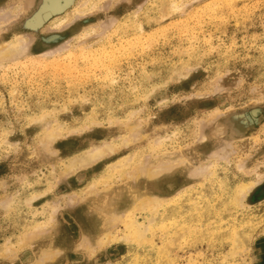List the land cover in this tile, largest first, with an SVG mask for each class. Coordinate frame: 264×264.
Listing matches in <instances>:
<instances>
[{"label": "rangeland", "instance_id": "374dc122", "mask_svg": "<svg viewBox=\"0 0 264 264\" xmlns=\"http://www.w3.org/2000/svg\"><path fill=\"white\" fill-rule=\"evenodd\" d=\"M5 46L0 264H264V0H0ZM133 206L141 246L118 240Z\"/></svg>", "mask_w": 264, "mask_h": 264}, {"label": "bare ground", "instance_id": "6f19581e", "mask_svg": "<svg viewBox=\"0 0 264 264\" xmlns=\"http://www.w3.org/2000/svg\"><path fill=\"white\" fill-rule=\"evenodd\" d=\"M18 40L20 41V38L18 37V39H17V41L15 42V43H17L18 42ZM14 43V44H15ZM18 43H20V42H18ZM10 44V43H9ZM13 44V43H12ZM12 44H10L11 46H12ZM13 44V46L14 47H17L18 45H14ZM9 46V45H8ZM6 47L7 46H5V48H3L2 49V51H0V57H2V55L3 56H8V57H10L9 56V54L11 53V52H13L14 51V49H15V53L16 54H20L21 53V50H19L20 52H18L17 50H18V48H13V47H11L12 49L10 50L9 49V47H8V50L6 49ZM6 49V50H5ZM17 49V50H16ZM0 50H1V48H0ZM14 52L13 53H11V54H14ZM54 53V52H53ZM23 54H25L24 53V51H22V55ZM21 55V56H22ZM49 55V54H48ZM52 55V54H51ZM20 57V56H19ZM18 58V57H17ZM98 58L99 57H95V59L96 60H98ZM9 60H10V58H8ZM13 59V58H12ZM92 59V58H91ZM94 58L92 59V60H95ZM1 60V59H0ZM4 60H6V58L4 59ZM95 60V63L97 62ZM1 61H3V60H1ZM8 61V60H7ZM100 61V60H99ZM96 64H98V63H96ZM92 65H93V63H92ZM54 128H56V127H54ZM57 129V128H56ZM46 130V129H45ZM44 130V131H45ZM54 129H52L51 131H53ZM55 131V130H54ZM46 132H47V130H46ZM50 132V131H49ZM48 133V132H47ZM52 134L53 133H51V134H48V135H51L52 136ZM48 135L46 134V137L45 138H47L48 137ZM43 138V137H42ZM51 137H49V138H47L46 140H49ZM45 140V141H46ZM49 141H52V139H50ZM46 142H48V141H46ZM49 144L51 143V142H48ZM109 146H105V148L107 147V150L108 151H112L113 150V147H111V144H109V142H106ZM101 146V148L98 146V147H96V148H94V147H92V148H94V149H91L90 147V151H89V149H88V151L89 152H87V153H90L89 155H83L84 157L82 158V160H79L80 161V163L78 162V161H75V159L74 160H72L71 161V166L69 165V169H72V168H70V167H73V169H74V166H75V163L74 162H76V163H79V166H80V164L81 165H84V163H85V166H86V164H89L90 162H92L94 159H97L98 157L100 158L102 155H104L105 153L103 152L104 151V146L102 147V145H100ZM106 151V150H105ZM138 151V150H137ZM85 153H86V151H85ZM104 153V154H103ZM135 153V152H134ZM137 153L136 154H133V155H129L128 154V156L126 157H122V158H119V159H117L116 161H114L113 163H111V164H109L108 165V169L105 171V173H106V175H105V178H104V176L103 175H101V177H99L98 179L100 180L101 178H102V176H103V178L105 179V180H108L109 178L111 179V177H112V175H114V174H117V175H120L121 176V174L124 176H126V173H129L128 172V169L130 168V166H132V164H133V162H134V160H135V158L137 157ZM69 158V157H68ZM67 159V158H66ZM82 161V162H81ZM73 163V164H72ZM66 166V165H65ZM67 167V166H66ZM81 167V166H80ZM68 168L66 169L65 168V172H66V170H68ZM76 168H77V166H76ZM79 168V167H78ZM150 169V168H149ZM153 169V168H152ZM151 169V170H152ZM155 169H153V171H154ZM74 171V170H73ZM126 171V172H125ZM70 173L72 172V170H70L69 171ZM212 174L214 173V172H211ZM210 173V174H211ZM207 174H209V172L207 173ZM110 176V177H109ZM106 177H109L108 179L106 178ZM118 177V176H117ZM103 178H102V180H103ZM145 179H146V177H144ZM97 179V180H98ZM109 179V180H110ZM116 179V178H115ZM96 180V181H97ZM101 180V181H102ZM95 182V181H94ZM93 182V184H95ZM149 182V181H148ZM97 183V182H96ZM106 183V182H105ZM92 183H90V189H91V187H92V185H93ZM251 183L249 182V183H244V182H242V183H240V184H238V185H235V187H232V191L233 192H235L236 190L239 192V191H244L246 188H248V186L250 185ZM95 186V185H94ZM90 189L88 190V191H90ZM84 191H86V190H84ZM146 195V194H145ZM141 199H142V201H141V204L143 203V202H147V200H148V202L149 203H151V201H156V200H158L159 201V199H154V198H151V196H148V195H146V196H142L141 197ZM228 199V198H227ZM30 200V199H29ZM228 202H230V204L233 206V205H240L241 203H242V201H240V199L236 196V194L235 195H233L232 194V196H230L229 197V201ZM227 202V203H228ZM155 203V202H154ZM240 203V204H239ZM197 206H200L199 204L197 205ZM227 206V205H226ZM225 206V207H226ZM236 206V207H237ZM238 208V207H237ZM134 209H137L136 207H131L130 209H127L126 211H125V214H126V216L128 217V219H127V221L125 222V227H124V229H123V235L121 236V237H119L118 238V240L119 239H122L123 238V240L124 241H128V242H134V243H137V246H141V245H143L145 242L147 243L149 240V238L147 239L146 237V235H147V233L148 232H150V236H152V232L151 231H149V224H151V223H153V218H151L152 216H149L150 218L148 219V217L146 218V221H147V219H148V223H140V222H138L137 220H134L133 218H131L130 217V215L131 214H134V212H133V210ZM140 209V208H139ZM194 209H196V208H194ZM53 210V209H52ZM203 210V209H202ZM230 210V209H229ZM229 210H227L228 211V213H229ZM136 211V210H135ZM141 211H142V209H141ZM144 211V210H143ZM153 211V210H152ZM196 211V210H195ZM194 211V212H195ZM226 211V212H227ZM131 212H133V213H131ZM151 212V211H150ZM52 213V212H51ZM52 216V215H51ZM251 216V215H250ZM50 217V216H49ZM116 218L117 220H119V222L123 219V215H121V216H112V218ZM154 217V216H153ZM201 219V218H200ZM113 220V219H112ZM234 221V220H233ZM113 222V221H112ZM253 224H254V221H252V220H250L248 217L246 218H244V219H242V218H240V219H237L236 221H234L233 223H231V224H228V225H225L223 228H220V229H218V230H227V232H228V237H226V240H227V242L230 244V251H229V254H227L223 259L221 258V262L225 259H227V257H229L230 259H232V258H234L238 253H239V251H242V249H243V247H244V243H245V241H246V239L248 240V238L247 237H249L248 235H249V233L253 230ZM205 225V224H204ZM216 225V224H215ZM217 225H219V224H217ZM256 225V224H255ZM151 228V227H150ZM219 228V227H218ZM240 231H242V232H240ZM154 233V232H153ZM227 234V233H226ZM27 235V234H26ZM112 236H115V233H110V232H107V233H105V238L104 237H102V239H101V243L103 244V245H105L106 243H107V239L108 238H111ZM24 238V237H23ZM22 238V239H23ZM28 238V237H27ZM150 238H152V237H150ZM25 239V238H24ZM106 242V243H105ZM101 245V244H100ZM166 247H169V246H166ZM166 249V248H165ZM168 249V248H167ZM93 251H91V253H92ZM227 252V251H226ZM243 252V251H242ZM88 253H89V251H88ZM166 253V252H165ZM228 253V252H227ZM167 254V253H166ZM163 255V254H162ZM165 256V255H164ZM223 257V256H222ZM164 258V257H163ZM136 259V258H135ZM166 259V258H165ZM163 259H161V261H162ZM158 262V261H157ZM156 262V263H157ZM164 263V262H163ZM163 263H161L160 262V264H163ZM231 264H234L233 262H230ZM236 263V262H235ZM237 264V263H236Z\"/></svg>", "mask_w": 264, "mask_h": 264}]
</instances>
